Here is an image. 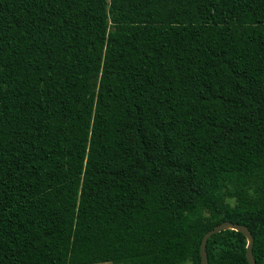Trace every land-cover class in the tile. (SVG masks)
<instances>
[{
  "label": "trees",
  "instance_id": "obj_1",
  "mask_svg": "<svg viewBox=\"0 0 264 264\" xmlns=\"http://www.w3.org/2000/svg\"><path fill=\"white\" fill-rule=\"evenodd\" d=\"M224 222L264 264V0H0V264H202Z\"/></svg>",
  "mask_w": 264,
  "mask_h": 264
},
{
  "label": "water",
  "instance_id": "obj_2",
  "mask_svg": "<svg viewBox=\"0 0 264 264\" xmlns=\"http://www.w3.org/2000/svg\"><path fill=\"white\" fill-rule=\"evenodd\" d=\"M226 230H234L237 232L242 233L243 235H245L248 245H247V250H246V257L248 260L249 264H256L254 255H253V247H254V237L251 233V231L249 230V228L247 226H243V225H237L231 222H224L218 226H216L213 230L209 231L208 233H206V235L204 236L202 242H201V248H200V255H201V260H202V264H209V260H208V253H207V243L208 240L215 234L221 233L223 231Z\"/></svg>",
  "mask_w": 264,
  "mask_h": 264
},
{
  "label": "rangeland",
  "instance_id": "obj_3",
  "mask_svg": "<svg viewBox=\"0 0 264 264\" xmlns=\"http://www.w3.org/2000/svg\"><path fill=\"white\" fill-rule=\"evenodd\" d=\"M102 264H112V263H102Z\"/></svg>",
  "mask_w": 264,
  "mask_h": 264
}]
</instances>
